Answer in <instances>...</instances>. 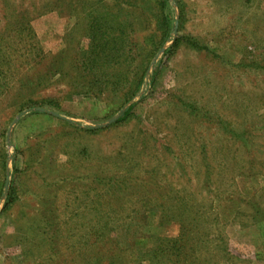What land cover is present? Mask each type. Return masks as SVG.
<instances>
[{
	"label": "rangeland",
	"instance_id": "1",
	"mask_svg": "<svg viewBox=\"0 0 264 264\" xmlns=\"http://www.w3.org/2000/svg\"><path fill=\"white\" fill-rule=\"evenodd\" d=\"M182 234L181 264H264V0H0V264Z\"/></svg>",
	"mask_w": 264,
	"mask_h": 264
},
{
	"label": "trees",
	"instance_id": "2",
	"mask_svg": "<svg viewBox=\"0 0 264 264\" xmlns=\"http://www.w3.org/2000/svg\"><path fill=\"white\" fill-rule=\"evenodd\" d=\"M161 6L163 8V10H165L166 7V0H161ZM158 24H159V28L161 30V45L159 47V49L162 47V45L166 42L167 37L169 35V30H170V22L168 20V17L163 15V16H159L158 17ZM94 39L96 40H101L103 37V33L98 35V31L95 30L94 31ZM98 35V36H97ZM183 41L185 43H187L188 45H190L192 48L194 49H199V50H207V51H211L210 48L205 45V44H200V42L198 40H196L195 38L192 37H177L174 40V44L173 46L168 50L173 52L174 49L178 46V44ZM98 46H96L97 48ZM156 52V49L153 51V53ZM99 53H94V59H96L98 57ZM132 92V91H131ZM132 96V95H131ZM48 103H53V100H48ZM130 108L124 112V115L121 117V119H124L128 116ZM14 200V192H9L8 193V197H7V201H6V207H8ZM183 234L180 235L179 239L174 240L171 246H168L170 249H168V253H169V258L171 259L170 262L168 264H181L182 259L183 258ZM189 264H193V263H189ZM199 264V263H198Z\"/></svg>",
	"mask_w": 264,
	"mask_h": 264
}]
</instances>
